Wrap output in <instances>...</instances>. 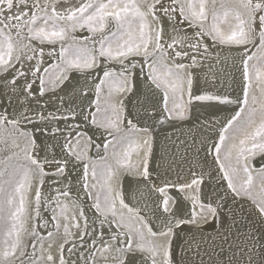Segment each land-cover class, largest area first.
Returning <instances> with one entry per match:
<instances>
[{
    "label": "snow or ice",
    "instance_id": "obj_1",
    "mask_svg": "<svg viewBox=\"0 0 264 264\" xmlns=\"http://www.w3.org/2000/svg\"><path fill=\"white\" fill-rule=\"evenodd\" d=\"M165 22L168 24L167 32ZM209 39L215 44L235 45L241 49L240 64L244 84L242 103L245 107L249 105L253 76L261 92L259 123H256L257 109L250 108L245 123L237 127L229 137V129L233 128L245 111V108H241L221 129L218 142L211 149L223 172L222 179L227 181L231 193L236 197L243 195L251 198L249 189L253 183V171L261 177L264 191V167L255 169L250 163L257 155H264V0H0V87H10L13 94L22 95L23 103L31 99L41 105L38 97H43L46 91H54L75 71L90 83L95 106L94 111L82 114L80 123L68 124L65 128L59 127L58 121L67 120L68 117L37 111L36 115L41 121L48 120L53 126L36 131L47 133L52 140H56L58 135L63 137L58 146L63 157L67 158L61 159H57L55 154L51 159L47 155L44 158L33 155L38 147L35 137L30 131L19 128L21 120L32 122V118L20 111L10 119L7 108L0 110V144L8 147L5 134L12 137L13 146H18L17 140L22 138L24 146L21 152L26 162L16 165L11 172L0 170V227L5 220L6 208L11 221L5 233L7 248L0 251V264H41L45 259L52 264L54 257L50 253L44 256L43 241L53 238L61 227L64 230V241L60 245L58 264H69L63 255L64 244L69 243L68 238L73 234L65 215L68 205L62 204L59 197L70 196V178L64 184V190L55 188V196H49L45 201L56 205L52 208L51 217L55 221V231H48L47 237L37 231L39 225H34L29 231L30 236L39 237L40 256L36 257L35 244L32 245L33 252L29 253L21 239V229L26 222L21 217L31 220L40 217L44 178L54 176L57 179L52 183L59 185L66 177L69 160L74 168L77 162H81L82 174L78 181L85 195L93 198V208L98 213V227L94 226L95 221L89 223L82 208L79 212L83 218L82 228L80 220L75 215L72 217L73 227L81 229L79 247L91 249L87 256L80 253L79 258L85 264H95L97 252L103 254L110 251H114L117 264H125L126 261L127 264H172L171 238L174 228L182 224L198 226L207 222L209 215L217 216V208L201 200L202 176H194L190 182L180 185L166 184L158 188L152 185V189L162 195L157 204L160 211L156 219L160 220V226L156 230L145 216L139 214V209L125 203L121 191L126 174H138L145 181L150 176L147 159L151 154L152 138L149 129L138 128L131 121L125 126L121 99L135 87L137 70L143 73L147 67L146 83L162 90L163 107L173 119H185L187 104L193 99L236 102L207 93L195 97L192 95L193 74L189 69L201 63L198 59L201 54L203 59H207L209 44L206 41ZM46 48L48 60L55 58V63L46 62ZM257 53H260L258 57ZM130 57H141V60L136 61ZM185 59L189 63H184ZM254 60L256 62L250 66L249 62ZM41 72L43 76L39 75ZM18 80L22 83L17 84ZM37 81L38 89L34 92L33 84ZM88 90L81 89V94L87 95ZM185 93L187 102L184 99ZM170 94L171 107L168 103ZM251 99L253 103L257 101L254 95ZM7 102L11 103L10 100ZM71 116L75 119L76 112H71ZM81 124L103 129L112 137L111 141L103 144L105 153L110 144L113 147L120 145L123 152L112 153L114 164L109 162L107 155L100 157L102 164L99 167L95 160L87 157V151L95 142L87 131L81 130ZM132 133H143V142H138ZM237 134L241 136L238 143L226 145V141H235ZM222 148H225V159L230 161L227 167L221 161ZM141 151L144 152L143 159L133 164L132 154L139 155ZM12 156H19V153L13 152ZM46 164L55 165L54 171H46ZM241 172L247 179L238 187L237 180ZM90 176L96 183H90ZM33 178L37 182L36 191L34 197L29 198ZM98 185V192L93 196L92 190L97 189ZM169 186L178 188L183 198L191 201L187 219L173 218L169 203L172 197L166 192ZM99 192L105 193L103 198ZM117 202L128 213H135V216L126 218L122 212L118 213ZM253 203L257 204L259 213L264 215V199L258 202L254 199ZM72 204L80 208L77 200H73ZM30 205L33 206L31 211ZM56 208L60 209L59 215ZM165 214L166 218L162 219ZM61 217L65 220L63 225ZM47 224L48 221H44L43 226ZM85 237L90 239L85 240ZM76 247L73 243L68 251L72 252ZM10 257H15V261L10 260ZM71 264L76 262L71 261Z\"/></svg>",
    "mask_w": 264,
    "mask_h": 264
},
{
    "label": "bare ground",
    "instance_id": "obj_2",
    "mask_svg": "<svg viewBox=\"0 0 264 264\" xmlns=\"http://www.w3.org/2000/svg\"><path fill=\"white\" fill-rule=\"evenodd\" d=\"M165 29L167 32V22H165ZM165 38L167 39V37ZM206 42L209 44L207 59H203L201 54L198 57L201 63L195 68L189 69L193 74L192 95L195 97L207 93L227 97L228 100L236 102L224 103L219 100L200 101L193 99L191 103L187 104V117L183 120L173 119L168 116L163 107L162 90L155 89L154 86L146 83L147 67L144 68L143 73L137 70L135 87L131 92L122 96L121 99L124 106L125 126H127L128 121H131L138 128L147 127L149 129L152 138L151 154L147 159L150 176L149 180L145 181L138 174H126L121 185V191L125 203L131 208L139 209V214L145 216L153 229L156 230L160 226V220L156 219V215L160 211L157 204L161 201L162 195L155 192L152 185L154 184L157 188L164 187L166 184L180 185V183L190 182L194 176H202L203 182L200 185L201 200L216 207L217 216L212 217L210 215L207 222L198 226L182 224L174 228V235L171 238L172 264H264V218L259 213L257 205L248 196L236 197L227 188V181L222 179L223 172L215 161L214 151L211 150L220 135L222 127L236 113L243 100L244 84L240 64L242 51L235 45L215 44L210 39ZM47 51L46 48V62L55 63V58L48 60ZM130 59L140 61L141 57H130ZM184 63H189V61L185 59ZM42 73L39 75H43ZM21 83V80L17 81V84ZM38 83L37 81L33 84L34 92L38 89ZM83 88L89 89L87 95L81 94ZM3 93L7 95H3ZM38 99L41 101V105H46V107L38 105L35 100L31 99L29 102L23 103L24 97L22 95L19 93L13 94L10 87H0V110L7 108L10 119L20 111H24L25 115L32 118V122L21 120L19 125L21 130L30 131L35 137L38 147L32 154L37 158H44L47 155L49 159L55 154L57 159H61L63 153L58 145L63 137L58 135L56 140H52L47 133L36 131L39 128L53 126L48 120L41 121L36 113L41 111L45 114L53 113L57 117H68L67 120L60 119L58 121V126L61 128H65L68 124L80 123L82 114L86 115L88 111L95 107L91 85L85 81L80 73L73 71L67 81L54 91H46L45 95L38 97ZM184 99L187 102V93H185ZM8 100L11 103H8ZM73 111L76 112L75 119L71 116ZM8 128L11 129V126L9 125ZM81 130L87 131L88 135L92 136L95 142L94 145L101 146L98 152L92 150L94 145L91 146L87 151V157L95 159L103 156V144L110 136L103 129L92 125L85 126V124H81ZM8 137L6 134L4 135V139L8 141V147H4L3 152L10 150L11 137ZM135 137L141 143L145 138L143 133L142 135L137 133ZM20 139L23 141L22 138ZM258 156L251 159V165L255 164L256 166L257 163L261 164L260 162L264 161V155ZM143 157L144 154L135 162L142 160ZM55 167V165L49 166L46 164L45 170L50 172ZM81 174V162H77L74 168L72 161L69 160L66 177L62 179L59 185L52 183L53 180L57 179L56 177L46 176L42 187L40 217L37 221L29 219V226L33 227L40 220H44L48 221V224L46 227L39 225V230L42 233L50 230L48 225L53 226L55 223L51 220V205L54 203L45 201L48 200L49 196H55V188L59 187L64 190V184L70 178L71 194L68 198L64 197L65 199L61 200V203L68 205L66 200H77L80 208L74 207L71 217L75 215L80 220L82 228L83 218L79 216L82 208L84 215L89 219V223L95 221L94 226L98 227V213L93 208V198L85 195L78 181ZM33 189L36 190V187H33ZM166 192L168 196L172 197L169 203L173 218L187 219L191 210V201L184 199L183 194L176 187L169 186L166 188ZM113 195L115 196V192ZM30 207L32 210L33 206L30 205ZM117 209L122 213L127 211V209L121 208L118 202ZM31 210L29 209V211ZM166 216L167 214L162 219ZM73 228L77 230V228ZM104 231L108 232L107 227ZM80 232L81 229H78L77 234H73L68 238L69 243L64 244L63 255L69 264H71V261H75L76 264H85L84 260L79 258L80 253L87 256L88 252L91 251L87 247H79L78 237ZM23 236V244L27 245V249L35 244V254L39 253L40 256L39 237H32L29 233H25ZM57 237L59 250L55 249V253L53 252V264H58L56 254L58 253L60 256V245L64 241V234L58 233ZM33 239L34 243L31 244ZM89 239L90 237H85V240ZM73 243L77 247L69 252L68 249ZM30 252H33V250ZM114 256L105 255V258L101 260L96 255L95 264H117ZM125 264H127V261Z\"/></svg>",
    "mask_w": 264,
    "mask_h": 264
},
{
    "label": "rangeland",
    "instance_id": "obj_3",
    "mask_svg": "<svg viewBox=\"0 0 264 264\" xmlns=\"http://www.w3.org/2000/svg\"><path fill=\"white\" fill-rule=\"evenodd\" d=\"M105 2H106V0H105ZM142 8H143V6H142ZM144 10H146V9H144ZM149 19H151V17H149ZM233 23H234V21H232ZM224 30L227 32L228 31V29H227V27L226 26H224ZM252 51H255V49H252ZM249 54H251V53H249ZM260 55V53H257V57ZM256 61L254 60V61H250L249 62V64H250V66L253 64V63H255ZM43 75H44V73H42ZM42 75V76H43ZM47 79V78H46ZM102 95H103V93H102ZM256 96L257 97V101L255 102V103H253V101H252V99H251V97L252 96ZM168 103H169V106H171L172 105V99H171V94H170V97H169V101H168ZM241 108H245V111L242 113V115H241V117H240V119L233 125V128L232 129H229V132H228V135H229V137H231L232 135H233V133H234V130L237 128V127H239V126H241V125H243L244 123H245V121L247 120V118H248V112H249V109L250 108H255V109H257V116H256V123L258 124L259 123V121H260V114H259V110H260V108H261V92H260V90H259V88L257 87V82L255 81V77L253 76V84H252V88H251V90H250V92H249V105H248V107H245V105L243 104V103H241L239 106H238V108H237V110H236V112H238ZM91 111H94V108H92V110ZM226 125V124H225ZM224 125V126H225ZM223 126V127H224ZM222 127V128H223ZM249 131H251V129H249ZM137 133H132V135L133 136H135ZM138 134H140V135H142V133H138ZM220 134H221V132H220ZM9 138V137H8ZM141 138H142V136H141ZM239 138H241V136L239 135V134H237V139L235 140V141H232V140H229V141H226V145L227 144H230V143H232V142H236V143H238V141H239ZM218 139H219V137H218ZM218 139H217V141H216V143L218 142ZM112 140V137L110 136L109 137V139H107L106 141H105V143L107 142V141H111ZM138 142H140L139 140H137ZM73 143H75V141H73ZM17 145L18 146H13L12 145V137H11V139H10V142H9V148H10V150L8 151V152H3L4 151V145L3 144H0V164L2 165L1 167H0V169L1 170H4V169H7L8 170V172H11L12 171V169H13V167H15L16 165H18V164H23V163H26L24 160H23V153L21 152V149L23 148V146H24V141H21V139H18L17 140ZM95 145H97V144H95ZM93 146V148H92V150L94 151V152H98L99 151V149L100 148H97L96 146ZM115 151H120L121 153L123 152V149L120 147V145H116L115 147H113V145L112 144H110L109 145V148H108V151H107V153H105V150H104V148H103V156H105V155H107L108 157H109V162H111V163H113L114 164V161L112 160V153L113 152H115ZM13 152H15V153H19V156H12V153ZM142 154H144V152L143 151H141L140 153H139V155H137L136 153H133L132 154V157H131V161H132V163L133 164H135L136 162V160L139 158V157H141L142 156ZM215 154V153H214ZM234 156H235V154H233V160H234ZM258 156V155H257ZM261 156V155H260ZM9 157H11V159H9ZM101 157V156H100ZM100 157H98V158H95V159H93V160H95L96 162H97V165H98V167L102 164V162L100 161ZM259 157V156H258ZM221 161L226 165V167L229 165V163H230V161L228 160V159H225V148H222L221 149ZM264 162V161H263ZM263 162H260L261 164H259V163H257L256 164V166H255V164L253 165L254 167H255V169H259V168H261V167H264V163ZM55 169V168H54ZM54 169H53V171H54ZM89 171L91 172V168L89 169ZM252 175H253V183H252V186H251V188L249 189V191L251 192V200L253 201L254 199L258 202L259 200H261V199H264V191H262V181H261V177L257 174V172L256 171H253V173H252ZM5 178H7V172H6V174H5ZM89 179H90V183H96V181L95 180H93L92 178H91V176L89 177ZM247 179V177L243 174V172H241L240 173V176H239V179L237 180V185H238V187H239V184L240 183H242V182H244L245 180ZM36 179L35 178H33V187H36ZM180 184H182V183H180ZM98 189H99V185H98V187H97V189H93L92 190V192H93V196H95L96 194H97V192H98ZM35 189H33L32 188V190H31V192L28 194L29 195V198H32V196L34 197V194H35ZM99 195L101 196V198H103V196L105 195V193L104 192H99ZM59 199H60V201L61 200H64L65 198L63 197V196H61V197H59ZM18 201H19V197H17V204H18ZM67 202H68V208H67V211H66V213H65V215L68 217V220H67V223H68V226H69V229H70V232L72 233V234H77V232H78V229L77 230H75L74 228H73V221H72V217H71V215H73V213L72 212H74V206H73V204H72V200L71 199H69V200H66ZM92 203L94 204V200L92 201ZM255 205H257L256 203H254ZM51 207L52 208H54V207H56V205L55 204H52L51 205ZM257 207V206H256ZM29 209L31 210V207L29 206ZM199 209L197 208V211H198ZM117 212L118 213H120V211H119V209H117ZM56 213L59 215L60 214V209L59 208H56ZM124 215H125V217L126 218H128V217H133V216H135V214L134 213H128V211H126V213L124 212L123 213ZM4 215H5V220L2 222L3 223V226L2 227H0V251H4V250H6V248H7V245L5 244V240L7 239V237H6V235H5V233H6V231H7V229L10 227V225H11V221H10V219H8V216H9V210L6 208L5 209V213H4ZM51 215H53V212H51ZM262 215V214H261ZM210 216V215H209ZM263 216V218H264V215H262ZM63 217H61V224L63 225L64 223H65V220L64 219H62ZM21 220L22 221H26L25 223H23V227H22V229H21V239H22V242H23V240H24V234L25 233H29V231L32 229L31 227L32 226H29V219L27 218V217H25V216H22L21 217ZM37 221V220H36ZM55 222V221H54ZM37 225H44V220H40L38 223H37ZM29 226V227H28ZM43 227V226H42ZM48 227H49V229L51 230V231H55V229L53 228V226L51 225V224H49L48 225ZM48 229V230H49ZM74 229V230H73ZM49 230V231H50ZM37 231L40 233V235H42V236H45V237H47V232L48 231H46V232H44V233H42V231L41 230H39V227H37ZM63 227H61L60 228V230H59V232L58 233H63ZM57 233V234H58ZM57 234L53 237V238H51V239H48V238H46L44 241H43V247H44V249H45V251H44V256L45 257H47V255L50 253L52 256L54 255V250L55 249H58L59 250V241H58V237H57ZM71 236H73V235H71ZM10 242V241H9ZM32 243H34V239L31 241V244ZM40 244V242L38 243V245ZM51 244V247H49V245ZM54 247V248H53ZM36 248V247H35ZM33 250V247H31V248H28L27 249V251L29 252V253H32V252H30V251H32ZM54 252V253H53ZM96 255L99 257V258H101V260H103L104 258H105V255H107V256H113V255H115V253H114V251H110V252H104L103 254H101L100 252H97L96 253ZM95 255V256H96ZM56 256H57V259H58V261H59V255H58V253L56 254ZM36 257L38 258L39 257V253L36 255ZM10 260H12V261H15V257H10ZM99 260V259H98ZM117 262V261H116ZM17 263V262H16ZM41 264H49V262L47 261V259H45V260H43L42 262H41ZM52 264H53V262H52Z\"/></svg>",
    "mask_w": 264,
    "mask_h": 264
}]
</instances>
